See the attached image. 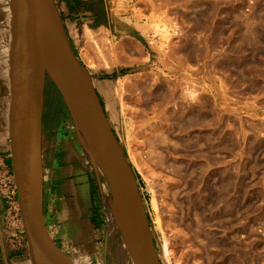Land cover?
<instances>
[{
    "label": "rangeland",
    "instance_id": "374dc122",
    "mask_svg": "<svg viewBox=\"0 0 264 264\" xmlns=\"http://www.w3.org/2000/svg\"><path fill=\"white\" fill-rule=\"evenodd\" d=\"M54 1L76 56L91 74L136 175L161 263L264 264V0ZM88 32L89 36L94 35L92 39L89 37L91 42L84 40ZM140 78L149 90L146 85L140 88L143 84ZM46 82V111L50 118L53 114L51 120L57 124L52 130L53 156L59 153L66 162H72L75 155L71 149H74L86 158L83 140L58 91L49 78ZM158 87L166 89L170 100L167 96L165 102L153 99L150 93L156 95ZM101 88L107 89L105 93ZM174 88L182 93L188 90L180 98L182 93ZM183 99L192 104L191 108L188 106L191 114L184 111L189 104L184 106ZM146 102L152 105L147 107ZM174 108L180 113H174ZM161 112L167 113L165 118ZM200 115L205 117V124L204 119L198 120L202 118ZM183 119L191 125L187 127ZM148 123L149 128H155L154 134L153 128H147ZM136 131L145 137L164 132L160 137L168 141L158 136L161 140L157 143L169 145L156 147L155 158L149 159L145 137L138 138ZM176 144L182 146L178 148ZM90 165L91 172L86 170L76 179L80 181L84 176L87 200L95 207L103 201L110 207L106 181ZM110 232L111 235L108 231L106 236H99L100 248L94 253L97 258L94 263L132 264L121 252L124 246L117 227Z\"/></svg>",
    "mask_w": 264,
    "mask_h": 264
},
{
    "label": "water",
    "instance_id": "95a60500",
    "mask_svg": "<svg viewBox=\"0 0 264 264\" xmlns=\"http://www.w3.org/2000/svg\"><path fill=\"white\" fill-rule=\"evenodd\" d=\"M12 9V168L31 263L75 264L51 236L44 211L42 135L49 78L78 134L71 96L81 104L93 156L83 144L86 155L106 181L113 219L133 264H162L136 175L91 74L73 50L55 1L13 0Z\"/></svg>",
    "mask_w": 264,
    "mask_h": 264
},
{
    "label": "crops",
    "instance_id": "0c3cea01",
    "mask_svg": "<svg viewBox=\"0 0 264 264\" xmlns=\"http://www.w3.org/2000/svg\"><path fill=\"white\" fill-rule=\"evenodd\" d=\"M12 5L13 0H0V170L6 168L13 173L10 140ZM46 119L50 117L44 105L42 163L44 211L49 232L75 263L95 264L97 258L94 253L100 248L97 241L109 231L105 202L99 204L97 211L102 224L95 227L92 218H95L93 212L96 207L87 200L84 176L80 181L76 179L86 170L91 172L90 161L74 149H71L75 155L72 162H66L59 153L54 157L52 130ZM12 215L0 191V264H32L21 211L16 218Z\"/></svg>",
    "mask_w": 264,
    "mask_h": 264
},
{
    "label": "bare ground",
    "instance_id": "6f19581e",
    "mask_svg": "<svg viewBox=\"0 0 264 264\" xmlns=\"http://www.w3.org/2000/svg\"><path fill=\"white\" fill-rule=\"evenodd\" d=\"M167 2H168V1H167ZM246 24H247V23H246ZM246 26H247V25H246ZM248 27H249V26H248ZM249 31H250V30H249ZM246 32H247V31H246ZM99 33H100V32H99ZM251 33H252V32H251ZM255 33H256V32H255ZM97 34H98V33H96L95 36H97ZM102 34H103V32H102ZM89 35H91V34H89V32H88V33H85V36H84V38H85V39H84L85 42H89V41H90V40H89V37H91V36H89ZM99 35L102 36L101 34H99ZM251 35H252V34H251ZM100 36H99V37H100ZM248 36H249V35H248ZM93 37H94V35H93ZM93 37H91L90 39H92ZM97 37H98V36H97ZM102 37H103V36H102ZM250 37H251V36H250ZM247 38H248V37H247ZM251 38H252V37H251ZM88 40H89V41H88ZM246 40H247V39H246ZM252 40H253V39H251V41H252ZM255 41H256V39H255ZM90 42H91V41H90ZM243 42H244V40H243ZM247 42H248V41H247ZM252 42H253V41H252ZM120 44H121V43H120ZM132 45H133V44H132ZM88 47H89V46H88ZM90 47H91V46H90ZM117 47H118V46H117ZM178 48H179V47H178ZM115 49H116V48H115ZM135 49H136V48H135ZM109 50H110V49H109ZM118 50H119V49H118ZM98 51H99V50H98ZM122 51H123V50H122ZM174 51H175V50H174ZM187 51H189V50H187ZM107 52H108V51H107ZM190 52H191V50H190ZM190 52H188V53H190ZM94 53H95V52H94ZM99 53H101V52H99ZM99 53H98V54H99ZM188 53H187V54H188ZM95 54H96V53H95ZM190 54H191V53H190ZM86 55H87V54H86ZM86 55H85V56H86ZM99 55H100V54H99ZM108 55H109V53H108ZM168 55H169V54H168ZM83 56H84V55H83ZM88 56H89V55H88ZM100 56H101V55H100ZM102 57H103V54H102ZM117 57H118V56H117ZM174 57H175V56H174ZM179 57H180V55H179ZM107 58H108V57H107ZM115 58H116V57H115ZM119 58H121V57H119ZM180 58H181V57H180ZM99 59H100V58H99ZM182 59H183V58H182ZM101 60H102V59H101ZM107 60H108V59H107ZM122 60H123V59H122ZM126 60H127V59H126ZM96 61H97V60H96ZM99 61H100V60H99ZM167 61H168V60H167ZM179 61H180V60H179ZM109 62H110V61H109ZM116 62H117V61H116ZM163 62H164V61H163ZM186 62H187V61H186ZM97 63H98V62H97ZM112 63H113V62H112ZM167 63H168V62H167ZM92 65H93V64H92ZM97 65H99V64H97ZM184 65H185V64H184ZM188 65H189V64H188ZM93 66H94V65H93ZM186 67H187V66H186ZM170 68H171V67H170ZM173 68H174V67H173ZM181 69H182V68H181ZM140 77H141V76H140ZM139 80H140V82H143V80H141V78H140ZM144 80H145V79H144ZM163 80H164V79H163ZM147 81H148V80H147ZM152 81H154V80H152ZM155 81H156V80H155ZM160 81H161V80H160ZM131 82H132V81H131ZM131 82H130V83H131ZM135 82H136V81H135ZM144 82H145V81H144ZM144 82H143L144 85L142 84V87H141V85H139L140 88H144V86L146 85V83H144ZM120 83H121V82H120ZM126 83H129V82H126ZM131 84H132V83H131ZM140 84H141V83H140ZM117 85H118V84H117ZM128 85H129V84H128ZM147 85H148V84H147ZM147 85H146L145 88H147ZM154 85H155V84H154ZM161 85L163 86V84H161ZM161 85H160V87H161ZM172 85H173V84H172ZM136 86H137V89H140L138 85H136ZM149 86L152 87L153 84H152V86H151V85H149ZM157 86H158V85H157ZM116 87H118V86H116ZM129 87L131 88L132 86L129 85ZM160 87H158L157 90L155 89V90H156V92H155L156 95L153 94V93H150L149 91H148V92L151 94V96H153V99H154V98H157V99H160L162 102H163V101L165 102L166 96L169 97V95H166V93H167V92H165L166 89H165V91H164V90H163L162 88H160ZM172 87H173V86H172ZM172 87H170V88H172ZM112 88H113V87H112ZM120 88L122 89V86H120ZM123 88H124V87H123ZM135 88H136V87H135ZM154 88H155V86H154ZM164 88H165V87H164ZM121 89H120V90H121ZM147 89L149 90V88H147ZM174 89H175V88H174ZM177 89H178V88H177ZM177 89H175V90H177ZM101 90L103 91V93H105L104 91L107 90V89H106V88H105V89H104V88H101ZM127 90H128V89H127ZM131 90H133V89H131ZM131 90H130V91H131ZM135 90H136V89H135ZM140 90H141V89H140ZM142 90H144V89H142ZM152 90H153V89H152ZM175 90H174V91H175ZM180 90H181V89H180ZM187 90H188V89H187ZM187 90H186L185 92H187ZM108 91H109L110 94H111V90L108 89ZM108 91H107V92H108ZM112 91H113V90H112ZM118 91H119V90H118ZM122 91H123V90H122ZM130 91H129V92H130ZM133 91H134V90H133ZM137 91H138V90H136L135 92H137ZM144 91L146 92V90H144ZM167 91L169 92L168 89H167ZM170 91H171V90H170ZM172 91H173V90H172ZM177 91H178V90H177ZM182 91H183V90H182ZM139 92H140V91H139ZM142 92H143V91H142ZM153 92H154V91H153ZM180 92H181V91H180ZM180 92L178 91V93H180ZM183 92H184V91H183ZM185 92H184V93H185ZM113 93H114V92H113ZM116 93H117V92H116ZM170 93H171V92H170ZM173 93H174V92H173ZM178 93H177V94H178ZM181 93H182V92H181ZM184 93H182V96H181V94H180L179 97L181 96L180 98H184V97H183V96H184V95H183ZM188 93H189V92H188ZM139 94H141V93H139ZM144 94H145V93H144ZM167 94H168V93H167ZM174 94H176V93H174ZM177 94H176L175 96H177ZM172 95H173V94H171V99L173 98ZM138 96H140V95H138ZM146 97H147V96H146ZM148 97H149V96H148ZM142 98H143V97H142ZM180 98H179V99H180ZM145 99H147V98H145ZM157 99H155V100H157ZM175 99H177V98L175 97ZM175 99H174V100H175ZM179 99H178V100H179ZM76 100H77V99L75 98V96L72 95V96H71L70 103H71V107H72V110H73V116H74V118L76 119V122H77V129H78V132H79V134H80V137L82 138L83 143H84V145L86 146V148H87V150H88V153H89L91 156H93L92 151H91V146H90V134H89V129H88L87 125L85 124L84 120H83V114H82L81 104H80L78 101H76ZM142 100H143V99H142ZM168 100H170V97L168 98ZM183 100H184V99H183ZM148 101H149V100H148ZM151 101H152V103H153V100H151ZM161 101H160V102H161ZM171 101H173V100H171ZM171 101H170V102H171ZM180 101H181V100H180ZM184 101H185V100H184ZM184 101H183V102H184ZM156 102H158V101H156ZM156 102H155V103H156ZM167 102H168V101H167ZM170 102H168V103H170ZM173 102H174V101H173ZM178 102H179V101H178ZM121 103H123V102L121 101ZM146 103H147V102H146ZM146 103H145V104H146ZM152 103H150V104L152 105ZM123 104H124V103H123ZM147 104H148V103H147ZM150 104H148L147 107H149ZM157 104H159V102H158ZM160 104H162V103H160ZM186 104H189V103H188V102L186 103V101H185V105H184V106H186ZM109 105H110V104H109ZM153 105H155V104H153ZM170 105H172V103H170ZM173 105H174V103H173ZM190 105H192V104H189V105L186 106L187 110H184V109H186L185 107H184V108L181 107V109L184 110V111H188V112H190V111H191V110H190V108H191ZM200 105H201V104H200ZM203 105H205V104H203ZM124 106H125V105H124ZM143 106H144V104H143ZM157 106H158V105H157ZM165 106H166V105H165ZM165 106H164V107H165ZM188 106H190V108H189ZM201 106H202V105H201ZM145 107H146V105H145ZM152 107H153V106H152ZM154 107H156V106H154ZM154 107H153V108H154ZM167 107H168V106H167ZM178 107H179V106H178ZM192 107H193V106H192ZM207 107H208V106H207ZM111 108H112V107H111ZM142 108H143V107H142ZM162 108H163V107H162ZM175 108H176V107H175ZM175 108H174V109H175ZM112 109H113V108H112ZM122 109H123V108H122ZM177 109H178V108H177ZM194 109H195V108H194ZM194 109L192 108V110H194ZM196 109H197V108H196ZM196 109H195V110H196ZM199 109H202V107H199ZM207 109H209V108H207ZM146 110H147V108H146ZM146 110H145V111H146ZM149 110H150V108H149ZM155 110H156V109H155ZM159 110H160V108H159ZM172 110H173V109H172ZM172 110H171V111H172ZM182 110H181V111H182ZM205 110H206V109H205ZM124 111H125V110H124ZM160 111H161V110H160ZM163 111H164V108H163ZM166 111H167V109H166ZM179 111H180V110H179ZM136 112H138V111H136ZM140 112H141V111H140ZM151 112H152V111H151ZM155 112H157V111H155ZM155 112H154V113H155ZM177 112H178V111H177ZM177 112H176V109H175V110H174V113H177ZM188 112H187V115H188ZM191 112H192V111H191ZM191 112H190V114H191ZM141 113H143V111H142ZM141 113H140V114H141ZM146 113H147V112H146ZM161 113H163V112H161ZM178 113H180V112H178ZM199 113H200V112H199ZM202 113H203V112H202ZM137 114H138V113H137ZM151 114H152V113H151ZM151 114L149 115V113H148L149 116H151ZM158 114H160V112H158ZM163 114H164V113H163ZM163 114H162V115H163ZM183 114H184V113H183ZM146 115H147V114H146ZM153 115H154L153 117H155V114H153ZM156 115H157V113H156ZM162 115H161V116H162ZM165 115H167V113L164 114L163 117H164ZM169 115H170V113L168 114V116H169ZM176 115H177V114H176ZM192 115H193V114H192ZM194 115H195V114H194ZM194 115L192 116L193 118H195V116H196V115H195V116H194ZM204 115H205V114H204ZM204 115H203V116H204ZM135 116H137V115H135ZM138 116H139V115H138ZM178 116H179V115H178ZM181 116H182V115H181ZM183 116H184V115H183ZM185 116H186V115H185ZM185 116H184V117H185ZM189 116H191V115H189ZM189 116H188V117H189ZM200 116H201V115H200ZM206 116H207V115H206ZM132 117H133V116H132ZM139 117H141V116H139ZM143 117L145 118V116H143ZM143 117H142V118H143ZM170 117H171V116H170ZM201 117H202V116H201ZM144 118H143V119H144ZM164 118H165V117H164ZM180 118H181V117H180ZM190 118H191V117H190ZM198 118H199V117H198ZM138 119H140V118H138ZM143 119H141V120H143ZM152 119H153V118H152ZM160 119H161V118H160ZM166 119L168 120V118H166ZM169 119H170V118H169ZM181 119H182V118H181ZM186 119H187V118H186ZM195 119H196V118H195ZM200 119H201V120L204 119V124L206 123V122H205V117H204V118H203V117H202V118H199L198 120H200ZM153 120L155 121V119H153ZM153 120H152V121H153ZM178 120H180V119H178ZM178 120H177V121H178ZM191 120H192V119H191ZM207 120H208V119H207ZM149 121H150V120H149ZM182 121H183L184 123L187 124V127L191 125V124L188 125V123H189L190 121H188V123L185 121V119H183ZM217 121H219V120H217ZM146 122H148V120H146L144 123L146 124ZM183 122H181V123H183ZM196 122H197V121H196ZM196 122L194 121V124H195ZM198 122H200V121H198ZM202 122H203V121H202ZM154 123H155V122H154ZM157 123H158V122H157ZM157 123H155L154 125H156ZM171 123H172V121H171ZM171 123H170V124H171ZM173 123H174V122H173ZM179 123H180V122H179ZM207 123H208V122H207ZM217 123H218V122H217ZM140 124H141V123H140ZM148 124H149V123H148ZM148 124H147V125H144V127H145V126H148ZM175 124H176V123H175ZM175 124H174V125H175ZM177 124H178V123H177ZM194 124H193V125H194ZM198 124H199V123H198ZM198 124H197V126H198ZM204 124H203V125H204ZM165 125H166V124H165ZM165 125H164V126H165ZM178 125H179V124H178ZM200 125H201V124H200ZM160 126H161V125H160ZM160 126H159V127H160ZM167 126H168V125H167ZM175 126H176V125H175ZM179 126H180V125H179ZM144 127H143V128H144ZM149 127H150V124H149V126H148L147 128H149ZM159 127H158V128H159ZM177 127H178V126H177ZM177 127H176V128H177ZM185 127H186V126H185ZM185 127H184V128H185ZM193 127H195V126H193ZM200 127H201V126H199V128H200ZM219 127H220V126H219ZM141 128H142V127H141ZM147 128H145V129L147 130ZM152 128H153V126H152ZM152 128H149V130L152 129ZM156 128H157V127H156ZM171 128H172V126L170 127V131L173 130V129H171ZM174 128H175V127H174ZM178 128H179V127H178ZM182 128H183V127H182ZM189 128H190V127H189ZM191 128H192V127H191ZM195 128H196V127H195ZM160 129H161V128H160ZM164 129H165V128H164ZM166 129H167V128H166ZM168 129H169V128H168ZM180 129H181V128H180ZM186 129H188V128H186ZM139 130H141L140 127H139ZM154 130H155V128H153V130H151V133L154 132ZM156 130H157V129H156ZM184 130H185V129H184ZM133 131H134V130H133ZM141 131H142V130H141ZM157 131H158V130H157ZM179 131H180V130H179ZM179 131H178V132H179ZM181 131H182V130H181ZM168 132H169V131H168ZM176 132H177V131H176ZM187 132H188V131H187ZM197 132H198V131H197ZM219 132H220V130H219ZM136 133H137V131H136ZM142 133H143V132H142ZM156 133H157V132H156ZM163 133H164V132H163ZM163 133H162V134H163ZM169 133H170V132H169ZM172 133H173V132H172ZM174 133H175V132H174ZM194 133H195V132H194ZM194 133H193V134H194ZM139 134H140V135H139ZM152 134H154V133H152ZM152 134H151L150 136L148 135L149 137H148V136L145 137V136H144L145 134H144V135H141V132H140V131H138V133L136 134V135L138 136V138H140V137H141V138H144V137H145V140H144V141H145V144H144V142H143L142 140H141V141H142L143 143L141 142V144L146 145V146H145V148H146V152H145V153L148 155L147 157H149V159L155 158L154 156H155L156 153L158 152V150L156 151V147L158 148L160 145H165L166 148H167V145H166V144L169 145V142L166 143V142L168 141V140H166L167 138L164 137V138H165V139H164L163 137H162V138L160 137V135H162V134H160V135H157V134H159V133H157V134H155V135H152ZM166 134H167V133H166ZM166 134H165V136H166ZM176 135H177V134H176ZM183 135H184V134H183ZM139 136H140V137H139ZM158 136H159L161 139H164V140L166 141V142H165L166 144H161V143H160V145H159V144L157 143V141L159 142L161 139H160ZM162 136H164V134H163ZM200 136H201V135H200ZM206 136H207V134H206ZM157 137H158V139H157ZM169 137H170V136H169ZM135 138H136V137H135ZM135 138H134V139H135ZM138 138H137V139H138ZM127 139H130V138H127ZM177 139H178V138H177ZM181 139H183V138H181ZM216 139H217V135H216ZM139 140H140V139H139ZM179 140H180V139H179ZM183 140H184V139H183ZM187 140H190V139L187 138ZM187 140H186V141H187ZM192 140H193V139H192ZM217 140H218V139H217ZM222 140H223V139H222ZM169 141H170V140H169ZM176 141H177V140H176ZM186 141H185V142H186ZM218 141H219V140H218ZM139 142H140V141H139ZM162 142L164 143V141H162ZM128 143H129V142H128ZM174 143H175V142H174ZM178 143H179V141L177 142V144H178ZM181 143H182V142H181ZM183 143H184V142H183ZM187 143H188V142H187ZM205 143H206V142H205ZM205 143H204L203 145H205ZM223 143H224V142H223ZM157 144H158V145H157ZM177 144H176V145H177ZM184 144H185V143H184ZM189 144H190V143H189ZM189 144H188V145H189ZM195 144H196V143H195ZM195 144H194V146H195ZM220 144H221V143H220ZM170 145H171V144H170ZM186 145H187V144H186ZM197 145H198V144H197ZM217 145H218V144H217ZM222 145H223V144H222ZM222 145H220V146H222ZM177 146H178V148H179V147L182 146V145L179 144V145H177ZM171 147H172V146H171ZM173 147H174V146H173ZM173 147H172V149H173ZM186 147H187V146H186ZM189 147H192V146H189ZM197 147H198V146H197ZM197 147H196V151H197ZM200 147H201V145H200ZM169 148H170V147H169ZM176 148H177V147H176ZM192 148H193V147H192ZM194 148H195V147H194ZM215 148H217V147H215ZM159 149H160V148H159ZM172 149H170V150H172ZM182 149L184 150V146H183ZM182 149H181V150H182ZM201 149H202V148H200V150H201ZM203 149H204V147H203ZM218 149H219V148H218ZM168 150H169V149H168ZM177 150H178V149H177ZM185 150H186V149H185ZM185 150H184V152H185ZM192 150H194V149H192ZM215 150H216V149H215ZM186 151H187V150H186ZM194 151H195V150H194ZM198 151H199V150H198ZM205 151H207V150H205ZM173 152H174V150H173ZM176 152H177V151H176ZM176 152H175V153H176ZM184 152H183V153H184ZM180 153H181V152H180ZM185 153H186V152H185ZM197 153H198V152H197ZM200 153H203V152L201 151ZM177 154H178V153H177ZM186 154H187V153H186ZM134 155H135V154H134ZM157 155H158V154H157ZM179 155H180V154H179ZM193 155H194V154H192L191 156H193ZM196 155H197V154H196ZM202 155H203V154H202ZM188 156H189V154H188ZM188 156L186 155V157H188ZM191 156H190V157H191ZM199 156H201V155H199ZM157 157H158V156H157ZM182 157H183V156H182ZM184 157H185V156H184ZM195 157H196V156H195ZM195 157H194V158H195ZM197 158H198V157H197ZM189 159H190V158H189ZM208 159H209V158H208ZM132 160H133V158H132ZM184 160H185V159H184ZM194 160H195V159H194ZM194 160H192V161H194ZM152 161H153V160H152ZM163 161H164V160H163ZM163 161H162V163H163ZM186 161H188V160H186ZM190 161H191V159H190ZM137 162H138V161H137ZM160 162H161V160H160ZM164 162H165V161H164ZM205 162H206V161H205ZM213 162H214V161H213ZM153 163H154V162H153ZM162 163H161V164H162ZM197 163H198V162H197ZM163 164H164V163H163ZM186 164H187V163H186ZM186 164H185V165H186ZM219 164H220V163H219ZM136 165H137V164H136ZM201 165H202V164H201ZM196 166H197V165H196ZM194 167H195V166H194ZM176 168H179V167H176ZM183 168H184V167H183ZM183 168H180V169L182 170ZM184 169H185V168H184ZM184 169H183V170H184ZM177 170H178V169H177ZM194 170H195V169H194ZM194 170H193V171H194ZM198 170H199V169H198ZM195 171H196V170H195ZM205 171H206V170H205ZM178 172H180V171L178 170ZM200 172H201V171H200ZM200 172H198V173L200 174ZM175 173H176V172H175ZM180 173H181V172H180ZM180 173H179V175H180ZM184 173H185V172H184ZM192 173H193V172H192ZM205 173H206V172H205ZM181 174H182V173H181ZM185 174H186V173H185ZM182 175H184V174H182ZM201 175H202V174H201ZM201 175H200L199 177H201ZM188 176H190V174H189ZM188 176H187V179H188ZM191 176H192V175H191ZM203 176H205V175H203ZM195 177H196V176H195ZM189 178H190V177H189ZM197 178H198V174H197ZM192 179H193V178H192ZM195 179H196V178H195ZM205 180H206V179H205ZM184 181H185V180H184ZM187 181H188V180H186V182H187ZM221 181H222V180H221ZM227 181L229 182V180H227ZM227 181H226V182H227ZM232 181H233V180H232ZM236 181H237V180H236ZM188 182H189V181H188ZM188 182H187V183H188ZM193 182H194V181H193ZM197 182L199 183L200 181L198 180ZM230 182H231V181H230ZM230 182H229V183H230ZM217 183H218V182H217ZM222 183H223V182H222ZM232 183H233V182H232ZM205 184H206V182H205ZM106 185H107V184H106ZM187 185H188V184H187ZM189 185H191V182H190ZM189 185H188V187H189ZM200 185L202 186L201 183H200ZM200 185H199V187H200ZM203 185H204V184H203ZM219 185H220V184H219ZM192 186H193V185H192ZM196 187H197V186H196ZM199 187H198V188H199ZM204 187H206V186H204ZM210 187H211V186H210ZM230 187L232 188V186H230ZM230 187H229V189H230ZM236 187H237V186H236ZM236 187H235V188H236ZM208 188H209V187H208ZM213 188H214V187H213ZM223 188H224V187H223ZM223 188H222V189H223ZM226 188H228V187H226ZM226 188H225V189H226ZM233 188H234V187H233ZM193 189H194V188H193ZM204 189L206 190V188H204ZM195 190H196V189H195ZM205 190H204V191H205ZM207 190H208V189H207ZM226 190H227V189H226ZM231 190H232V189H231ZM196 191H197V190H196ZM202 191H203V190H202ZM197 192L199 193V191H197ZM197 192H196V193H197ZM217 192H218V191H217ZM220 192H221V191H220ZM223 192H224V191H223ZM205 193H206V192H205ZM218 194H219V193H218ZM225 194H226V192H225ZM202 195H203V194H202ZM220 195H221V194H220ZM222 195H223V194H222ZM171 196H172V195H171ZM197 196H198V195H197ZM200 196H201V191H200ZM205 196H206V195H205ZM207 196H209V195H207ZM189 197H190V196H189ZM201 197H202V196H201ZM211 197H212V196H211ZM221 197H222V196H220V198H221ZM207 198H209V197H207ZM202 199H203V198H202ZM202 199H201V200H202ZM222 199H223V198H222ZM192 200H193V199H192ZM207 200H208V202H211V201H209V199H207ZM226 200H227V199H226ZM226 200H225V201H226ZM189 201H190V200H189ZM217 201H218V200H217ZM220 201H221V200H220ZM191 202H192V201H191ZM191 202H190V203H191ZM204 202H205V201H204ZM214 202H215V201H214ZM229 202H230V201H229ZM192 203H193V202H192ZM206 203H207V202H206ZM219 203H220V202H219ZM202 204H203V203H202ZM189 205H190V204H189ZM194 205H195V204H194ZM207 206H209V205H207ZM193 207H194V206H193ZM208 208H209V207H208ZM194 209H195V208H194ZM202 209H203V208H202ZM202 209H201V211H202ZM232 209H233V208H232ZM195 210H196V209H195ZM204 211H205V210H204ZM204 211H203V212H204ZM106 213H107V216H108V227H109V233H110V235H111V232H110V231L113 230L114 228H116V224H115V221H114V219H113V215H112V211H111V208H110V207H106ZM231 215H232V214H231ZM222 217H223V216H222ZM231 217H232V216H231ZM175 222H176V221H175ZM171 223H172V221H171ZM157 224H158V223H157ZM168 224H170V223H168ZM190 225H191V224H190ZM192 225H193V224H192ZM157 227H158V226H157ZM193 227H194V226H193ZM192 230H194V228H192ZM186 232H187V231H186ZM198 232H199V231H198ZM191 233H192V232H191ZM194 234H195V232H194ZM191 235H192V234H191ZM196 235H198V234H196ZM192 236H193V235H192ZM198 236H199V235H198ZM198 236H197V237H198ZM120 239H121V237H120ZM187 240H188V239H187ZM187 240H186V241H187ZM120 241L122 242V245H121V246H122V247L124 246V249H122L121 252H123V253L126 255V257L129 258V261H131V263L133 264V261H132L130 255H129L127 249L125 248V245H124L123 240L121 239ZM180 242H181V241H180ZM180 242H179V243H180ZM187 242H188V241H187ZM204 242H205V241H204ZM208 242H209V241H208ZM185 243H186V242H185ZM217 244H218V243H217ZM210 245H211V244H210ZM212 245H214V243H213ZM218 245H220V244H218ZM108 246H109V245H108ZM214 246H216V245H214ZM222 247H223V246H222ZM206 248H207V247H206ZM206 248H205V249H206ZM209 249H210V248H209ZM230 249H231V248H230ZM120 250H121V249H120ZM197 251H198V250H197ZM233 251H234V250H233ZM235 251H236V250H235ZM199 252H200V251H199ZM237 252H238V251H237ZM189 253H190V252H189ZM194 253H195V252H194ZM225 253H226V252H225ZM207 254H208V253H207ZM207 254H206V255H207ZM236 254H237V253H236ZM201 255H202V254H201ZM209 255H210V254H209ZM211 256H212V255H211ZM214 257H215V256H214ZM223 257H224V256H223ZM244 257H245V256H244ZM186 258H187V257H186ZM208 258H210V256H208ZM173 259H174V258H173ZM210 259H211V258H210ZM210 259H209V262H210ZM250 259H252V258H250ZM250 259H249V261L251 262ZM188 260H189V259H188ZM193 260H194V258H193ZM204 260H205V259H204ZM232 260H233V259H232ZM174 261H175V260H174ZM237 261H238V260H237ZM239 261H240V260H239ZM252 261H253V260H252ZM206 263H207V262H206ZM221 264H222V263H221ZM229 264H230V263H229ZM239 264H240V262H239ZM249 264H250V263H249Z\"/></svg>",
    "mask_w": 264,
    "mask_h": 264
},
{
    "label": "built area",
    "instance_id": "2783aa9c",
    "mask_svg": "<svg viewBox=\"0 0 264 264\" xmlns=\"http://www.w3.org/2000/svg\"><path fill=\"white\" fill-rule=\"evenodd\" d=\"M0 191L5 197L8 209L16 218L20 214V206L18 199V188L14 174L6 168L0 170Z\"/></svg>",
    "mask_w": 264,
    "mask_h": 264
},
{
    "label": "trees",
    "instance_id": "16d2710c",
    "mask_svg": "<svg viewBox=\"0 0 264 264\" xmlns=\"http://www.w3.org/2000/svg\"><path fill=\"white\" fill-rule=\"evenodd\" d=\"M73 50H74V52H75V54H76V51H75V49L73 48ZM82 64V63H81ZM83 65V64H82ZM54 85V84H53ZM55 87V86H54ZM56 88V87H55ZM57 90V89H56ZM58 91V90H57ZM59 93V92H58ZM46 95H47V92L45 93V99H46ZM60 95V94H59ZM60 97H61V95H60ZM61 100L63 101V99H62V97H61ZM64 103V102H63ZM45 106H46V104H45ZM64 107H65V110H66V112L68 113V110H67V108H66V106H65V104H64ZM52 116H53V114H52ZM52 116H51V118H52ZM51 118L48 120V119H46V122H47V124L48 125H50V128H51V130H54V127H55V125H57L56 123H55V121H53V120H51ZM47 125V126H48ZM88 158V157H87ZM89 159V158H88ZM97 211H99V205H98V207H96V209H95V212H93V213H95L94 215H95V218H94V216H93V218H92V224H93V226H95V227H97V226H101V224H102V220L100 219V214H97ZM96 214H97V217H96Z\"/></svg>",
    "mask_w": 264,
    "mask_h": 264
}]
</instances>
